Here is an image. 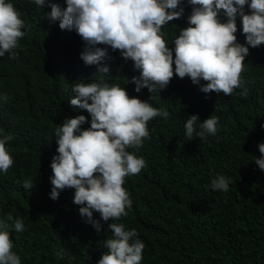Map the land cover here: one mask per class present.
I'll return each instance as SVG.
<instances>
[{"label":"trees","instance_id":"1","mask_svg":"<svg viewBox=\"0 0 264 264\" xmlns=\"http://www.w3.org/2000/svg\"><path fill=\"white\" fill-rule=\"evenodd\" d=\"M0 264H264V0H0Z\"/></svg>","mask_w":264,"mask_h":264}]
</instances>
